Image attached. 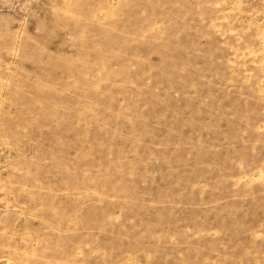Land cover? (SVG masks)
Listing matches in <instances>:
<instances>
[{
	"label": "rangeland",
	"instance_id": "obj_1",
	"mask_svg": "<svg viewBox=\"0 0 264 264\" xmlns=\"http://www.w3.org/2000/svg\"><path fill=\"white\" fill-rule=\"evenodd\" d=\"M0 264H264V0H0Z\"/></svg>",
	"mask_w": 264,
	"mask_h": 264
}]
</instances>
